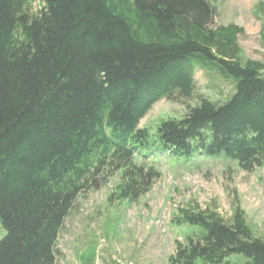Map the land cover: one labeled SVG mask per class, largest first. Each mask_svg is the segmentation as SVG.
<instances>
[{"label": "trees", "instance_id": "obj_1", "mask_svg": "<svg viewBox=\"0 0 264 264\" xmlns=\"http://www.w3.org/2000/svg\"><path fill=\"white\" fill-rule=\"evenodd\" d=\"M38 1L31 15L25 0H0V264H56L75 202L106 167L121 173L119 197L137 201L150 189L140 151L264 167V63L240 59L244 30L216 26L212 0ZM197 68L233 81L232 97L200 96ZM163 100L186 114L161 120L152 141L139 125ZM179 215L198 232L169 264H264L239 208L230 224Z\"/></svg>", "mask_w": 264, "mask_h": 264}, {"label": "rangeland", "instance_id": "obj_2", "mask_svg": "<svg viewBox=\"0 0 264 264\" xmlns=\"http://www.w3.org/2000/svg\"><path fill=\"white\" fill-rule=\"evenodd\" d=\"M25 1L31 15L43 8L38 0ZM212 3L217 11L216 26L244 30L238 37L240 59L264 63V13L258 9L264 0ZM195 77L200 96L215 103L232 97L233 81L199 68ZM195 103L196 99L191 105ZM185 109L163 100L141 120L139 129L150 131L154 141L161 120H181ZM154 152L138 154L133 161L136 168H143L145 179L140 180L150 186L137 201L119 197L116 189L121 173L116 167H106L91 180L59 235L56 264H169L176 254V243L184 244L188 236L198 232L178 224L179 213L189 209L214 212L230 224L239 208L255 237L264 241V167L246 173L223 155L197 156L185 162ZM5 235L0 223V241ZM227 264H243V260L235 255Z\"/></svg>", "mask_w": 264, "mask_h": 264}]
</instances>
